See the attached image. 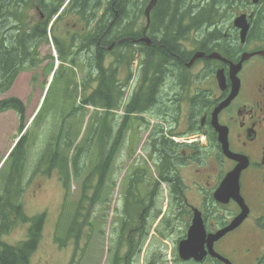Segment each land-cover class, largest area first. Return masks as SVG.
<instances>
[{
    "label": "flooded vegetation",
    "instance_id": "flooded-vegetation-1",
    "mask_svg": "<svg viewBox=\"0 0 264 264\" xmlns=\"http://www.w3.org/2000/svg\"><path fill=\"white\" fill-rule=\"evenodd\" d=\"M151 2L9 0L13 17L7 29L9 73L13 80L9 90L32 97L43 92L54 72L52 81L64 97L104 94L105 108H124L122 113L105 109L104 163L108 168L106 175L110 176L121 148L125 147L123 206L141 211L132 220V228L127 229L125 223L121 225L116 233L118 241L132 230L139 236L142 225H137L144 214L147 220L156 215L159 191L165 189L169 197L176 185L185 194L180 206L186 211L183 217L176 216L177 221L183 219L190 225L193 210L199 209L208 233L226 227L241 213L240 206L233 200L228 204L218 202L214 192L227 173L245 161L239 192L250 212L238 228L215 243L214 248L220 244L219 252L221 246L228 245L229 238L243 233L249 225L264 235V2L262 10L250 6L241 13L250 24L244 41L241 29L233 24H214L198 32L182 31L179 27L173 36L179 46L178 54L172 53L170 57H165L162 51L169 44L159 39L165 29L158 22V15L164 12L159 10L160 0L151 8L150 23L147 22L145 14ZM190 42L195 43L192 51ZM52 47L57 55L56 70ZM197 52L206 56L189 66ZM212 53H218L224 61L208 57ZM243 56L248 57L242 62ZM191 70L198 71L193 75L185 73ZM217 71L223 72L224 80H218ZM23 79L24 85L20 86ZM153 112H159L158 119H164L161 126L151 119L155 116ZM170 134L193 139L189 141L191 144L173 145ZM160 138L166 158L159 154ZM116 144L119 152L113 153ZM194 164L212 166L205 169L210 174L195 171L201 176L200 182L192 183L198 190L199 208L189 202L187 193L192 188L184 175ZM175 175L180 179L177 182ZM168 202L180 207L171 198ZM227 206L235 210L223 225L215 207ZM123 217L130 216L124 211ZM126 245L123 242L118 246L121 259L128 251ZM258 248L255 243L244 251L233 248L231 254L252 257L253 264H259L264 250L255 255ZM141 253L142 247L130 264H135Z\"/></svg>",
    "mask_w": 264,
    "mask_h": 264
},
{
    "label": "rangeland",
    "instance_id": "rangeland-1",
    "mask_svg": "<svg viewBox=\"0 0 264 264\" xmlns=\"http://www.w3.org/2000/svg\"><path fill=\"white\" fill-rule=\"evenodd\" d=\"M257 4L253 3V0H243L240 1L238 6L240 9L233 11L225 9L215 18V24H224L230 26L233 24V20L239 14H241L247 7L255 6L259 10H262V3L264 0H258ZM190 4V8L197 11V6H205L207 0H187ZM143 24L145 23V18L143 17ZM10 25V22L8 26ZM3 26H6L4 23ZM8 29V27H5ZM206 27L204 30H206ZM195 36V34H194ZM190 50H194L195 43L190 42ZM198 70L186 71L185 73H190L193 75ZM132 76L134 75V70L132 71ZM190 79V76H187ZM24 85V79L21 81L20 86ZM57 83H49L45 87V91L29 97L18 90L10 91L9 93L0 96V101L8 97H18L24 100L27 107L26 113H24L26 126H29V131L32 132V128H35V133L29 137L27 143L28 164L26 167V173L24 177L25 184V195L22 199L25 207V213L28 216H34L38 214H46V225L43 234L42 241L40 243L38 250L34 253L31 264H70L72 257V248L67 246L65 248H59L55 243L54 237L56 234V229L60 217L64 210V205L68 202V210L70 218H72L74 210L82 199L83 186L85 180L90 178V188L88 191L90 198L93 197L95 188H97L98 183V173L96 169L102 163V150L100 138H94L91 135L94 129V135L98 137L102 132V118L105 116L104 111L101 109H94L92 107H81L83 105V99L88 97H64L58 90ZM43 96V98H42ZM126 96V95H125ZM42 98V99H41ZM41 99V100H40ZM40 100V101H39ZM38 108L40 111V118L36 120L33 125H28L30 119L32 118L34 112ZM83 108V109H81ZM76 110L72 113L71 111ZM62 115L64 119L61 122ZM155 115L151 118L152 120L164 121L163 118H159V112H153ZM146 116V117H147ZM149 120V119H148ZM21 120L19 116L13 111L0 112V163L6 158L8 151L12 148L15 138L19 136V126ZM68 124L70 125V131ZM32 127V128H31ZM101 130V132H100ZM34 132V131H33ZM61 132V136L57 137ZM69 133V134H68ZM91 135V136H90ZM71 140L76 139L74 142L69 141L67 137ZM92 138V140H91ZM89 140V141H88ZM88 141V142H87ZM69 143H74L71 149L74 150V163L77 164L78 174H76L75 167H69L68 160L70 156V151L68 149ZM54 145H58L57 150L60 151L61 158L64 159L69 167V174H71L70 188L66 189L64 184L60 179V165L47 174L51 162L50 158L47 156L49 150L54 149ZM94 145V154L91 147ZM100 148V153L98 154L97 147ZM56 148V147H55ZM81 150V153L76 151ZM139 148L137 147V150ZM98 154V155H97ZM187 154H191L188 152ZM127 150L122 147L118 158H116L115 170L112 171L108 182L103 187L101 196H99V201H97L92 206V210L95 213L93 216L96 221L99 222V231L95 233V238L89 249L83 258L82 264H112L111 258L117 251L118 238L116 237L121 228L123 220V198H124V188H123V178L126 175L124 172V162L127 160ZM11 161L5 164V167L0 174V191H2L6 183L7 175L10 171ZM212 167V166H211ZM209 165L207 167L191 165L188 171L184 172L186 176V183L192 188L189 191L188 199L192 206L199 208L201 203L199 202L198 190L192 184L193 181H199L201 176L195 174L196 170H200L201 173L210 174V172L205 173V169H211ZM224 173L227 172L226 166L223 169ZM37 172L36 174H34ZM217 171L214 173L216 174ZM34 174V175H32ZM211 174V175H214ZM246 191V190H244ZM247 193L249 203L254 206L253 200ZM158 199V206L154 215L159 211L160 215L155 219H148L150 225L149 235L143 244V249L141 256L135 264H148L152 260H155L157 264H177L175 256L178 255L177 246L178 242L186 236L188 224L186 222L173 220L169 230L161 223V218L166 215L168 218H174L171 216L172 210L169 207V197L166 190L160 194ZM218 216L223 218V220L229 221L230 216L233 215L234 207L227 206L218 208ZM153 215V216H154ZM253 222V220H251ZM249 225L245 227L242 231L235 235L233 238H229L228 245L221 246L219 248L220 254L226 255L227 258H231L235 264H253L252 257H236L232 256L231 250L233 248H238L240 251H244L245 248H249L250 245L258 244V251L255 255H261L264 250V235L256 233V230L251 228ZM28 226H17L11 233L1 237V239L8 243V245H17L19 242L25 240L27 236ZM220 244L216 245L215 250L218 252V247ZM69 247V248H68ZM86 260V261H85ZM85 261V262H84ZM262 263L264 264V256L262 257ZM186 264H196V263H186ZM202 264H211L210 262H204Z\"/></svg>",
    "mask_w": 264,
    "mask_h": 264
},
{
    "label": "trees",
    "instance_id": "trees-1",
    "mask_svg": "<svg viewBox=\"0 0 264 264\" xmlns=\"http://www.w3.org/2000/svg\"><path fill=\"white\" fill-rule=\"evenodd\" d=\"M9 0H0V95L6 93L8 89L13 84L12 77L9 73V68L11 64V56L8 44L7 37V29L9 21H10V12L8 9ZM193 1V0H191ZM243 0H207L205 6H197L198 10L193 12L192 8H190L189 2L186 0H160L159 10L164 11L161 12L158 16V22L160 25L164 26L165 29L162 30L159 35L160 42L168 43L170 47L164 48L163 54L165 57L172 56V53L178 54L179 46L176 45L173 36L175 35L176 29L181 27L182 31H191L192 29H200L201 27L210 26L214 24L215 18L221 14V12L225 9L230 10L240 9L239 3ZM6 23V26H3ZM22 57V55L18 56ZM162 76V75H160ZM104 94L94 95L89 98L84 99V103L93 104L97 109H116V108H104L105 107V98ZM16 111L20 114L21 122H20V130H23L25 127L24 122V114L26 109L18 98H7L3 101H0V112L5 111ZM76 110L71 111V115ZM130 111V110H129ZM128 111V112H129ZM134 112V110H131ZM70 115V116H71ZM61 136V132L59 133ZM57 136V137H59ZM76 140V139H75ZM74 139L71 141L74 142ZM92 140V138H91ZM89 141V140H88ZM87 141V142H88ZM162 139L158 140L159 145V154L162 158H166L167 152H165L162 144ZM74 143H71L73 147ZM101 150H103V144L101 142ZM177 145V144H173ZM118 146L116 144L113 149ZM24 143L21 142L17 145L14 152L10 155L9 160L11 161L10 171L7 175L6 183L3 190L0 191V237L4 234L10 233L13 231L18 225L28 226V235L26 236V240L20 242L17 245H8L2 239H0V264H31V259L34 253L38 250L40 243L42 241V236L44 233L45 223H46V215L40 214L36 216H28L25 212L24 203L22 201V195L24 193L23 179L24 172L27 162L26 152L24 151ZM77 153H81L79 149L76 151ZM75 153V152H74ZM102 157L104 152L102 151ZM160 157V158H161ZM57 157H54L51 162L52 168H49L47 174H50L53 168L59 164L56 161ZM163 160L161 159V163ZM7 163V162H6ZM69 165V164H68ZM63 162L60 166V179L62 184L66 189L70 188V180L71 174H69V167ZM72 167H75L76 174H78L77 164L72 162ZM159 168L162 169V164L159 165ZM159 169V170H160ZM108 168L106 163L102 161L100 166L98 167V183L97 188H95V192L93 197L90 198L88 191H91L89 182L90 178H87L82 184L83 186V194L82 199L77 204L72 218H70L68 210V202L64 205V210L62 213V217L60 222H58L57 234L55 236V242L59 246V248H65L67 246L72 248V258L70 260V264H82L83 258L89 249V246L92 244L95 233H97V222H93L91 220L92 206L94 207L95 203L99 201V196H101V192L103 191V187L106 184V174H108ZM1 172V171H0ZM35 172L34 174H36ZM33 174V175H34ZM163 172L160 170V175L162 176ZM176 182L179 181L178 175H175ZM162 191H159V196H161ZM169 197L173 200L177 205H181L183 202L182 197H184V192L180 191L175 186L171 192L168 193ZM172 210L171 217L168 218L163 217L162 224L166 229L169 230L173 220L177 221V215L180 217L186 214L185 207H174L169 205ZM176 208V209H175ZM126 214L130 217L125 218L123 224L127 229L132 228V222L136 219V215L138 216L140 213V209L126 207L123 208ZM160 215L158 211L155 215V219ZM146 218V214H144V219L142 222L140 221L137 226L141 223L142 228L140 230L139 236L136 237L135 231L132 230L124 233L125 237H121L119 240L120 245L126 243L128 246V251L126 252L123 259L119 258L118 250L114 255L113 263L119 264L120 262H126V264H130L133 256L138 254L140 247H143L145 244V240L149 235L148 231H150V225ZM219 222L221 224H225L223 218H219ZM133 220V221H132ZM181 222H184L182 219ZM93 227L96 229L93 232ZM86 259V258H85ZM86 261V260H85ZM84 261V262H85ZM177 264H184L181 260H179L178 256H175L174 260ZM207 262L211 264H222L214 259H208ZM148 264H157L155 260H152ZM263 264V263H262Z\"/></svg>",
    "mask_w": 264,
    "mask_h": 264
},
{
    "label": "water",
    "instance_id": "water-1",
    "mask_svg": "<svg viewBox=\"0 0 264 264\" xmlns=\"http://www.w3.org/2000/svg\"><path fill=\"white\" fill-rule=\"evenodd\" d=\"M257 1L258 0H254L255 3ZM148 16L149 10L147 12V17ZM236 18L237 19L234 22V26L242 29L241 36L242 41H244L247 29L249 28L246 16L242 15ZM147 19L149 20V17ZM204 56V53H197L188 65H192L197 58H202ZM208 57L221 59L220 55L217 53H213ZM247 57L248 56H243L242 62ZM217 77L218 80H224L223 72L219 71L217 73ZM228 154L231 155V157L238 158L230 152L227 153V155ZM245 166H247L245 161H241L239 165L235 166V168L230 171L223 179L220 187L217 189V192H214L216 200L222 204H228L231 200L235 201L236 204L240 206L241 213L235 217L228 226L221 228L215 233H208L204 218H202V212L198 209H194L192 222L187 230V235L182 241L178 243V256L182 261L188 262L193 260L195 262L201 263L208 255H210L211 257L218 259L219 262L221 261L224 264H231L228 259L224 258L215 251L214 245L228 233L238 228L246 220L248 217L247 215H249V207L245 204L244 198L239 192L241 173L246 168Z\"/></svg>",
    "mask_w": 264,
    "mask_h": 264
}]
</instances>
